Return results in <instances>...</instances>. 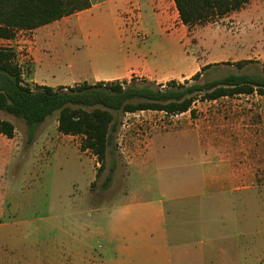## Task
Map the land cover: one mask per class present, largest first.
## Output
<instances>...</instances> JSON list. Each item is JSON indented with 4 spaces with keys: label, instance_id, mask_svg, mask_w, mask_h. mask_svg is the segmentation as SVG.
Instances as JSON below:
<instances>
[{
    "label": "crops",
    "instance_id": "0c3cea01",
    "mask_svg": "<svg viewBox=\"0 0 264 264\" xmlns=\"http://www.w3.org/2000/svg\"><path fill=\"white\" fill-rule=\"evenodd\" d=\"M88 1L90 7L86 10L32 31H18L11 40L0 39L1 43H14L7 47L15 52L26 49L29 53L33 65L31 86L72 87L142 76L164 86L187 74L188 57L180 49L189 46V32L173 0ZM66 35L79 39L88 54L89 76L72 80L71 85L49 86L44 80L38 81L39 71L53 66L43 65L42 52H50V39ZM18 64L23 69L22 62ZM144 124L154 128L159 123ZM127 128L133 129L131 125ZM206 128L202 130L194 122L177 130H157L143 138L138 150L130 147L121 164L109 167V171L130 173L123 191L114 197L106 229L96 227L85 232L86 236L106 239L108 245L92 263L90 250L82 249L77 264H212L214 248L222 256L217 264H235L229 259L234 246L229 241L240 238L241 244L236 247L246 249L248 256L258 255V218L228 214L243 205L233 196L252 190L253 181L245 184L240 172L254 170L244 166V144L233 146L228 138L215 142L206 134L210 127ZM128 137L130 142L134 140L131 134ZM252 148L259 153L257 144ZM95 167H99L97 162ZM153 174L159 194L146 199L142 192L152 190L148 177ZM126 180H134L133 187L132 183L125 184ZM140 181L143 190L138 191L135 187ZM213 212L218 213L217 218L208 215ZM26 223L0 215V264H53L48 258L50 251L42 257L43 262L35 263L26 253L29 249L21 248L20 225ZM217 241H226L220 243L224 247H218ZM69 256L66 264H74L73 255Z\"/></svg>",
    "mask_w": 264,
    "mask_h": 264
},
{
    "label": "rangeland",
    "instance_id": "374dc122",
    "mask_svg": "<svg viewBox=\"0 0 264 264\" xmlns=\"http://www.w3.org/2000/svg\"><path fill=\"white\" fill-rule=\"evenodd\" d=\"M188 37L189 46L180 49L188 57V72L177 82L189 80L207 64L219 65L206 71V80L218 79L233 72L259 75L264 66V0H250L239 11L196 26ZM78 41L68 35L50 39V52H42L41 56L45 67L47 64L53 66L48 65L39 71L36 79L55 86L71 85L72 80L89 76V56ZM9 45L15 46L14 43L0 42V47ZM16 54L17 62H22L24 83L31 85V57L26 49L17 50ZM241 60L252 63L241 71L222 64ZM135 79L147 81L143 76ZM193 109L194 117L189 113L167 116L150 111L136 113L135 116L120 114V126L109 148L105 167L97 177L96 158L94 162L92 154H83L80 150L82 138L63 136L57 132V113L35 130H30L23 120L0 112V120L10 121L15 127L12 139L0 135V215L27 222L20 225L19 233L21 248L29 249L26 252L29 259L35 263L43 262L42 257L50 251L48 258L51 257L53 264H66L69 255H73V263L77 264L79 253L86 248L91 252L90 263L95 262L108 242L100 236H86L85 232L96 227L106 229L114 197L123 191L124 181L130 173L109 171V167L121 164L124 153L130 147L132 151L138 150L143 138L155 131L177 130L195 122L202 130L210 127L206 134L215 142L228 138L233 146L244 144L243 156H247L244 166L254 170L240 172L245 184L253 181L252 190L236 193L233 196L235 201L240 200L243 205H238L234 211L229 210L228 214L258 218L260 246L258 255L248 256L246 249L236 247L241 244L242 238L232 239L229 242L234 246L229 259L235 264H264V96L255 93L215 102H197ZM141 122L159 124L152 128ZM128 125L133 129H128ZM129 134L134 138L132 142L129 141ZM253 144H257L258 154L251 150ZM108 177L110 181L104 187ZM148 181L152 190L142 192L144 198L158 197L155 175H150ZM130 183L133 187L134 180L125 182ZM142 186L140 181L135 189L143 190ZM194 214H198V210ZM208 215L217 218L218 213ZM231 233L234 234L235 230L232 229ZM222 242L226 241H217L216 245L224 247L220 246ZM197 243L199 248V239ZM210 257V263L217 264L222 256L219 249L214 248Z\"/></svg>",
    "mask_w": 264,
    "mask_h": 264
},
{
    "label": "trees",
    "instance_id": "16d2710c",
    "mask_svg": "<svg viewBox=\"0 0 264 264\" xmlns=\"http://www.w3.org/2000/svg\"><path fill=\"white\" fill-rule=\"evenodd\" d=\"M181 23L190 34L196 26L239 11L250 0H173ZM88 0H0V39L11 40L18 31H32L62 18L86 10ZM252 61L226 62L241 71ZM219 64H207L183 83L169 81L164 86L149 81L99 82L72 87H48L24 83L23 69L11 47H0V112L24 121L35 130L57 113V132L81 137L80 150L90 152L104 169L109 148L118 131L120 114L159 112L167 116L189 113L195 116L197 102H215L224 98L264 96V66L259 75L230 73L206 80L207 70ZM66 89V90H65ZM15 127L0 120V135L14 137ZM110 181L106 178L103 186Z\"/></svg>",
    "mask_w": 264,
    "mask_h": 264
},
{
    "label": "built area",
    "instance_id": "2783aa9c",
    "mask_svg": "<svg viewBox=\"0 0 264 264\" xmlns=\"http://www.w3.org/2000/svg\"><path fill=\"white\" fill-rule=\"evenodd\" d=\"M66 90V89H65Z\"/></svg>",
    "mask_w": 264,
    "mask_h": 264
}]
</instances>
